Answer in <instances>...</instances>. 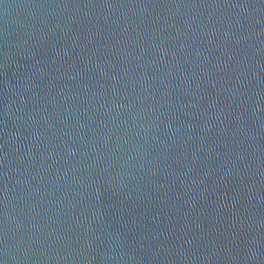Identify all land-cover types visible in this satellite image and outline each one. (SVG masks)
I'll use <instances>...</instances> for the list:
<instances>
[{
  "label": "water",
  "instance_id": "1",
  "mask_svg": "<svg viewBox=\"0 0 264 264\" xmlns=\"http://www.w3.org/2000/svg\"><path fill=\"white\" fill-rule=\"evenodd\" d=\"M0 264H264V0H0Z\"/></svg>",
  "mask_w": 264,
  "mask_h": 264
}]
</instances>
